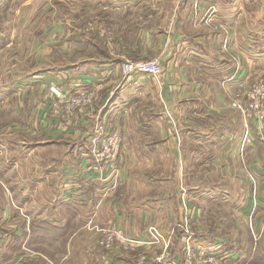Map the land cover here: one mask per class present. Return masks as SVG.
<instances>
[{"label": "rangeland", "instance_id": "374dc122", "mask_svg": "<svg viewBox=\"0 0 264 264\" xmlns=\"http://www.w3.org/2000/svg\"><path fill=\"white\" fill-rule=\"evenodd\" d=\"M153 1L147 0L140 8L110 12L106 7L109 0H0V264H145V260H149L146 264H210L209 256L228 264H264V211L256 212L258 196L264 199V186L251 168L253 154H259L260 165L264 164V126L260 127L249 113L241 114L239 128L236 126L231 134L236 139L234 145H219L221 136H229L221 128L225 125L224 110L210 109V105L205 109L207 96L199 92V99H194L186 84L187 88L180 91L186 93L189 104L182 105L184 110H175L174 115L166 105L163 90L148 73L131 75L136 77V84L131 82L122 95L115 93L117 88L111 99L109 88L100 93L113 108L110 120L103 122L120 132L124 145L120 143L113 159L116 174L107 178L110 183L105 185L99 201L111 192L118 193L121 201L117 216L124 209L128 220L144 218L135 227L141 236L129 235L130 227L126 229L120 223L100 222L115 227L122 236L113 254L95 239L93 244L85 226L78 229L77 207L75 216L70 210L57 211L51 202V207L46 205V209L37 211L33 186L21 189L26 174H32L24 156L28 148L21 147V143L32 140V134L28 135L30 113L26 109L31 99L27 91L42 90L45 84L36 83L42 79L34 75L39 77L46 73L43 69L65 65L82 55L100 59L108 56L109 61L113 55L118 58L117 66L124 60H157L140 54L130 40L141 31L153 29L155 33ZM123 19L130 38L123 40L125 48L114 43L110 31V22L119 24ZM79 30L89 36L90 46L72 54L62 51L59 38ZM151 39L147 41L149 47L154 46L153 35ZM41 43L49 49H37ZM110 49L118 52L111 55ZM190 74L197 77L199 72L191 69ZM110 123H116L115 127ZM258 142L262 147L254 149ZM11 154L15 161H11ZM49 179L41 181L47 183ZM155 201L167 204L168 209L164 211L161 206L159 215L145 219L147 216L141 214L149 216L147 209ZM173 215L177 217L174 227L170 223ZM90 216L85 220L95 219ZM41 220L52 227L46 229V244L38 234V239L33 238V228H38L35 224ZM234 249L239 258L228 257V251Z\"/></svg>", "mask_w": 264, "mask_h": 264}, {"label": "crops", "instance_id": "0c3cea01", "mask_svg": "<svg viewBox=\"0 0 264 264\" xmlns=\"http://www.w3.org/2000/svg\"><path fill=\"white\" fill-rule=\"evenodd\" d=\"M146 1L109 0L106 7H110V12H115L118 9L125 10L124 7L140 8ZM124 4L130 5L122 6ZM152 5L155 8L153 12L156 21L155 33L153 29H149L141 31L139 35H134L130 39L127 35L128 27L125 19L119 24L110 22L114 43L124 45L130 39L131 42L136 43L135 47L138 48L140 54L157 59L163 70L160 82L155 84L163 90V96L167 101L166 105L169 106L168 109L170 108L173 115L175 110H184L182 105L189 104L186 93L180 91L187 87L191 89L194 99H199V92L200 95L207 96L205 104H203L205 109L210 105V109L220 107L224 110L222 114L225 125L221 128L227 133L229 132V136H221L219 145L225 148L232 147L236 139H232L231 134L233 131L236 132V126L239 128L238 125L242 121L241 114L229 106L233 93L251 85L255 76L262 75L264 77V0H182L181 2L179 0H154ZM160 28L161 30H159ZM82 30H79V33L71 31L62 39L59 38L62 51L72 54L74 51H81L90 46L91 42H88L90 38L83 34ZM151 35L154 36V46L149 47L148 43L152 41ZM42 44L45 43H41L37 49ZM126 46L124 45V48ZM45 47L42 46L40 49H49ZM135 50L133 48L132 51ZM115 52L118 50L110 49L111 55ZM124 52L128 55L125 49ZM117 59L113 55L110 56V61L109 59L82 55L77 60L67 62L65 65L54 66V69L52 67L43 69L46 70V73L38 74L39 77L34 75V78L42 79L36 83H45H41L42 90L27 91V93L29 92L28 98L31 99V105L28 104V109H26L27 114L28 111L30 113V123L27 124L31 130L28 135L32 134L30 136L32 140L25 144L21 143V147L28 148L25 150L24 156H27L26 160L29 161V164L27 163L26 167L32 174H26L27 182H24L21 189H24L25 186H33L32 199L36 209L38 208L37 211L46 209L45 206L49 205L48 202L53 203L51 206L57 211L61 208V210L72 212V209L76 210L75 207H77L79 210L78 229L82 230L85 226L89 230L88 234L92 237L93 244L98 233L87 224L91 218L90 215L95 216L93 224L105 225L100 224L102 221L120 223L126 229L130 227L127 232L129 235L137 234V236H141L140 230L136 231L135 229L138 226L137 221L144 220V218L128 220L124 209L121 215L117 216L118 202L121 201L118 198V193L115 195L111 192L109 193L113 194L111 199L108 194V198L104 197L99 201L102 197L100 194L105 191V185L110 182L104 178L106 174L92 171L86 165L87 160L93 161L91 153L92 126L97 119L102 118L108 122L110 120L108 116L113 110L110 101L107 102V99L103 101L100 93L104 90L108 91L109 88L111 99L114 89L117 88L115 93L119 91V94L122 95L131 86V82L136 84L135 76L121 80ZM191 69L198 70L197 77H192ZM75 79H79L84 87L96 91L97 98L91 107L85 108L79 114L81 118L77 124L68 122L63 126L61 120L51 114V100L47 93V85L54 83L66 88ZM27 84L31 85L30 79ZM210 98V102H207ZM114 104H117V98ZM189 124L190 122H188ZM111 125L115 127L116 123ZM121 143L123 146V142ZM67 144H69L68 149ZM254 146H256L254 149H257L258 146L262 147L261 142ZM190 151L192 152L189 153L194 152V150ZM253 155L251 168L255 170L254 175L260 179L259 184L263 187L264 164L260 165L259 154ZM125 156L127 157V155ZM11 157V161H15L13 154ZM23 159L19 160L22 162ZM67 162H71L73 165L68 166ZM257 162L259 164L255 165ZM50 171L53 173L52 176L49 174ZM86 174H88L87 177ZM48 178L50 179L47 183L41 181ZM87 178L94 180L88 182ZM119 191L121 192V190L117 192ZM42 193L44 194L41 195ZM113 199H116L115 202ZM257 200L256 212L264 211V199L258 196ZM56 201L57 203H55ZM161 206H164V211L168 209L167 204L155 201L147 209L149 216L147 213H143L141 216H147L145 219L157 216L159 215L157 212L161 211ZM6 210H10V207L7 206ZM89 211L91 212L89 213ZM86 216L90 217L85 220ZM176 218V215L171 218L172 227L176 226ZM164 221L166 223V220ZM11 225L17 227L16 224ZM228 254V257L234 255L235 258H239L236 249L229 250ZM90 261L92 260L90 259ZM148 261L145 260V264ZM163 263L166 264V262Z\"/></svg>", "mask_w": 264, "mask_h": 264}, {"label": "built area", "instance_id": "2783aa9c", "mask_svg": "<svg viewBox=\"0 0 264 264\" xmlns=\"http://www.w3.org/2000/svg\"><path fill=\"white\" fill-rule=\"evenodd\" d=\"M179 1L181 2L182 0ZM118 69L122 78H128L137 73H148L149 76L153 77L152 79L155 83L160 82L159 78L162 73V67L157 60H124L120 62ZM47 93L51 100V114L59 118L63 126L68 122L77 124L81 118L79 114H81L85 108L91 107L97 98L96 91L84 87L79 79L73 80L72 84L66 88L55 85L54 83L49 84L47 86ZM229 106L243 116L249 113L258 121L260 127H263L264 77H257L248 87L235 91ZM103 121L105 120L102 118L97 119L92 126L93 137L91 140V153L93 161H87L90 165V170L98 171L99 174H106L104 178L110 182V179L107 178L110 177V174H116L117 168L114 164L115 160L113 159L115 156L117 157L120 149L121 134L116 129L105 126ZM259 125H257L258 129ZM245 136H247V132ZM111 160H113L112 163L110 162ZM115 180L116 178L114 179L113 186H116ZM87 224L98 233L96 242L100 247L105 248V250L111 254H113V251L116 252L115 248L121 245L123 239L119 232L115 230V227L93 224V220H89ZM124 247H129V245ZM207 258L210 264H222L221 262H223V264L230 263L212 256Z\"/></svg>", "mask_w": 264, "mask_h": 264}, {"label": "trees", "instance_id": "16d2710c", "mask_svg": "<svg viewBox=\"0 0 264 264\" xmlns=\"http://www.w3.org/2000/svg\"><path fill=\"white\" fill-rule=\"evenodd\" d=\"M98 49V48H97ZM99 50V49H98ZM105 60L108 59V56L104 57ZM54 69V67H52ZM75 214L77 215L76 213V210L72 209V215L75 216ZM70 219V218H69ZM47 224V225H46ZM35 225H39L38 228H33V231L32 233L34 234L33 235V238L36 237V235L38 234L39 237H40V241L44 242L46 244V241H47V234H46V229L49 228L50 226L48 225V223L44 220H41V221H38ZM34 225V226H35ZM52 228V227H50ZM35 239H38V238H35ZM67 239V238H66ZM65 239V241H66ZM63 242V241H62ZM61 242V243H62ZM257 254V253H256ZM258 255V254H257ZM261 258V257H260ZM262 262H264V259L261 260Z\"/></svg>", "mask_w": 264, "mask_h": 264}]
</instances>
